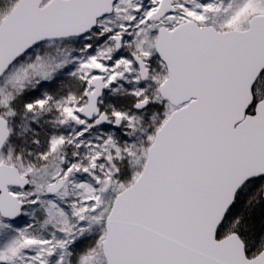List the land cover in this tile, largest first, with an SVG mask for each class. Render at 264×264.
<instances>
[{"label": "snow or ice", "instance_id": "6c2138e0", "mask_svg": "<svg viewBox=\"0 0 264 264\" xmlns=\"http://www.w3.org/2000/svg\"><path fill=\"white\" fill-rule=\"evenodd\" d=\"M0 264H264V0H0Z\"/></svg>", "mask_w": 264, "mask_h": 264}]
</instances>
